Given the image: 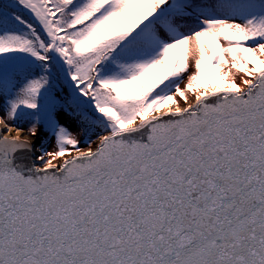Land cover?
<instances>
[{"label":"snow or ice","instance_id":"1","mask_svg":"<svg viewBox=\"0 0 264 264\" xmlns=\"http://www.w3.org/2000/svg\"><path fill=\"white\" fill-rule=\"evenodd\" d=\"M0 264H264V0H0Z\"/></svg>","mask_w":264,"mask_h":264},{"label":"rangeland","instance_id":"2","mask_svg":"<svg viewBox=\"0 0 264 264\" xmlns=\"http://www.w3.org/2000/svg\"><path fill=\"white\" fill-rule=\"evenodd\" d=\"M239 82V81H238ZM183 86V85H182ZM190 99H191V97H189ZM181 106L183 107L184 105H183V103L181 102Z\"/></svg>","mask_w":264,"mask_h":264}]
</instances>
